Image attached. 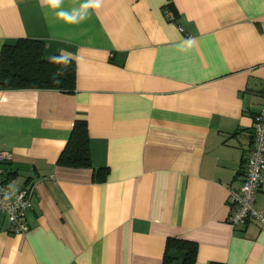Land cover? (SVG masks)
I'll return each mask as SVG.
<instances>
[{
  "label": "crops",
  "instance_id": "crops-1",
  "mask_svg": "<svg viewBox=\"0 0 264 264\" xmlns=\"http://www.w3.org/2000/svg\"><path fill=\"white\" fill-rule=\"evenodd\" d=\"M22 37L76 79L0 86L6 183L34 189L25 233L0 215V264H162L168 238L195 264H264V223L227 222L264 105V0H0V51ZM76 119L91 168L57 163Z\"/></svg>",
  "mask_w": 264,
  "mask_h": 264
},
{
  "label": "trees",
  "instance_id": "trees-1",
  "mask_svg": "<svg viewBox=\"0 0 264 264\" xmlns=\"http://www.w3.org/2000/svg\"><path fill=\"white\" fill-rule=\"evenodd\" d=\"M44 42L27 37L14 44H5L0 51V86L5 90H55L73 93L76 66L64 55L43 58ZM58 165L72 168H91V156L84 119L74 121L70 136L61 151ZM104 169L94 171L97 180H103ZM197 246L194 242L168 238L162 264H195Z\"/></svg>",
  "mask_w": 264,
  "mask_h": 264
},
{
  "label": "built area",
  "instance_id": "built-area-1",
  "mask_svg": "<svg viewBox=\"0 0 264 264\" xmlns=\"http://www.w3.org/2000/svg\"><path fill=\"white\" fill-rule=\"evenodd\" d=\"M252 131V147L241 170V185L230 189L227 197V222L232 227L243 226L251 220L264 223V214L254 207L264 175V105L253 117ZM9 158L10 154L0 149V215L7 220L12 233L22 234L29 229L26 210L31 207L34 189L12 191L8 187L1 164Z\"/></svg>",
  "mask_w": 264,
  "mask_h": 264
},
{
  "label": "clouds",
  "instance_id": "clouds-1",
  "mask_svg": "<svg viewBox=\"0 0 264 264\" xmlns=\"http://www.w3.org/2000/svg\"><path fill=\"white\" fill-rule=\"evenodd\" d=\"M91 3H93L95 7H99L102 3V0H91Z\"/></svg>",
  "mask_w": 264,
  "mask_h": 264
}]
</instances>
